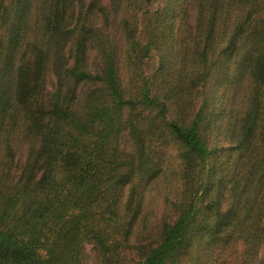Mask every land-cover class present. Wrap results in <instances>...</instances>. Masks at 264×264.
<instances>
[{
	"label": "trees",
	"instance_id": "obj_1",
	"mask_svg": "<svg viewBox=\"0 0 264 264\" xmlns=\"http://www.w3.org/2000/svg\"><path fill=\"white\" fill-rule=\"evenodd\" d=\"M186 2L193 24L185 10L190 35L174 61L176 50L162 47L160 100L151 98L148 82L141 99L127 96L118 47L89 26L94 17L110 19L99 0H0V264H84L86 245H93L100 264H121L142 242L140 234L134 240V229L144 198L131 189L140 186L136 179L156 155V128L163 123L180 142L181 164L190 172L215 149L200 132L203 123H222L224 117L217 132L229 133L232 148L228 165L214 168L211 178L217 187L212 204L227 202L216 227L240 231L242 264L254 263L264 242V107L257 94L262 87L246 89L255 82L264 86V28L255 18L264 0ZM120 8L113 0V11ZM151 14L140 11L148 33ZM124 30L133 60L146 54L135 19H125ZM208 80H216L226 95L220 114H206L202 106L194 112L192 94L198 88L202 96L213 86L207 88ZM190 115V125L178 121ZM127 131L131 151L120 149ZM16 147L26 154L21 164ZM193 211L194 204L164 232L144 264H179L181 250L193 241ZM190 261L201 263L197 257Z\"/></svg>",
	"mask_w": 264,
	"mask_h": 264
},
{
	"label": "rangeland",
	"instance_id": "obj_2",
	"mask_svg": "<svg viewBox=\"0 0 264 264\" xmlns=\"http://www.w3.org/2000/svg\"><path fill=\"white\" fill-rule=\"evenodd\" d=\"M99 2L101 7L108 9L110 19L106 23L101 17H94L91 19V25L89 24V26L92 29L103 31L112 43L118 47L120 54L118 66L127 96H135L141 99L140 96L147 86L145 82H148V84H152L153 88L151 98L164 100V97H162L164 94L162 63L166 62H162V58L165 56L162 47L166 44V46L176 50V53L173 54V61L178 57L177 50H181L183 38L190 35L189 31L186 30V25L184 26V17L189 11L188 15L191 17L190 20L193 24L195 16L188 3L186 0H170L168 2L167 0H149V2H145V0H118L121 8L115 12V10L113 11V0H99ZM145 8L151 10V18L153 19L149 33L146 31L145 22L139 19L141 17L140 11ZM135 15L138 17L136 18ZM255 18L259 20L261 27L264 28L263 4L258 6ZM125 19L129 21L135 19L137 35L143 40L141 50L147 52L146 54L138 53L137 58L134 60L131 53L128 54L129 47L125 39L126 31L124 30ZM154 32L155 36L153 37ZM92 53L95 55L94 51ZM215 75L212 74L211 77L216 79ZM197 76H199L198 73ZM208 82L206 83L207 88L210 86L209 84L213 86L204 89L202 96H199L198 88L192 94L195 102L194 112L197 113L200 106H202L206 114H212L213 112L220 114L223 107H225L223 102L226 95L222 88L218 86L216 80H213V83H210L209 80ZM260 83L255 82L253 87L246 90L254 93L257 92L259 87H262L263 94H257L261 95L262 107H264V86H261ZM246 97L247 94L244 90L240 94L239 103L241 105L245 103ZM205 101L206 104L204 105ZM193 116L190 115L178 121L182 125H190L194 120ZM224 122L225 117L222 123L224 124ZM222 123L219 121L216 124L203 123L205 129L202 128L203 130L200 132L202 134L205 132L209 148L215 149L212 158L205 165L193 168L190 172H186L181 164L182 158L180 156L184 150L180 142L172 137L173 135L169 133L167 126L163 123L156 128L154 133L156 139L152 145L156 155L148 166L143 167L142 177L136 179L140 181L138 182L140 186L138 185L133 192V188L131 189L132 195L144 198L142 213L134 229V240L137 234H140L142 242L133 247V250H128L124 254L121 264H144L150 250L161 244L164 232H167L180 220L183 213L185 214L189 210V206L193 208V204L195 205V212L193 211L189 221L190 230L192 231L189 237H192L193 241L201 239L203 242L192 244V241L191 244L181 250L179 264H191L190 259L194 257L201 260L200 264H242L246 261L244 260L245 247L242 244L243 240L237 238L240 231L230 227L232 230L226 233V231L223 232V230L216 227L217 215L226 209L227 202L223 200L212 204L215 202L217 187L211 178L215 177L214 168L223 170L228 165L231 156L229 153L232 148L229 133L221 134V132H217L221 129ZM128 133L129 131L126 132V138L121 142V150L131 151L129 149L132 145L130 138L133 139V136H129ZM16 155L20 164L25 161L26 154L21 147H16ZM189 173L192 175H188ZM192 188L195 189L191 194ZM186 194L194 196V199L186 200ZM180 203H185L186 208L183 211H181ZM206 206L207 210L205 211ZM213 237L215 243L213 242L214 245L211 247L210 243ZM214 246L219 248L213 254L211 253V256L208 255L210 251L212 252L211 249ZM257 253L258 256L251 264H258V259L264 260V242L258 247ZM85 256L84 264H100L93 245H86Z\"/></svg>",
	"mask_w": 264,
	"mask_h": 264
}]
</instances>
